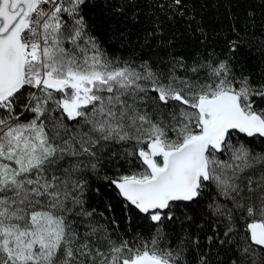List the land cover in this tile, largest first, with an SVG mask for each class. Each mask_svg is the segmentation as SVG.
I'll use <instances>...</instances> for the list:
<instances>
[{"label": "snow or ice", "instance_id": "obj_1", "mask_svg": "<svg viewBox=\"0 0 264 264\" xmlns=\"http://www.w3.org/2000/svg\"><path fill=\"white\" fill-rule=\"evenodd\" d=\"M192 2L0 0V264H264V71Z\"/></svg>", "mask_w": 264, "mask_h": 264}, {"label": "trees", "instance_id": "obj_2", "mask_svg": "<svg viewBox=\"0 0 264 264\" xmlns=\"http://www.w3.org/2000/svg\"><path fill=\"white\" fill-rule=\"evenodd\" d=\"M190 7L195 9L198 18L203 17L206 24L212 25L221 41L229 35L228 28L233 19L239 17L240 26L244 29L241 35L249 41L244 49L247 68L254 73L264 71V30L260 27L264 24L262 0H193ZM92 19L96 22L97 34L105 43V47L110 51L119 48L117 54H126L125 49L113 37L116 21H106L99 8L93 11ZM132 39L134 42V37ZM104 199L106 200L107 196ZM91 203L98 213L105 211L101 199L93 197Z\"/></svg>", "mask_w": 264, "mask_h": 264}]
</instances>
